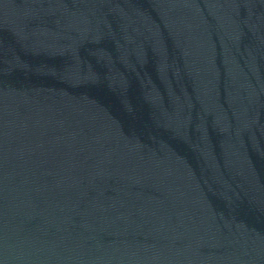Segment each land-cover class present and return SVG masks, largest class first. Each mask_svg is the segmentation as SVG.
Instances as JSON below:
<instances>
[{
  "label": "water",
  "instance_id": "1",
  "mask_svg": "<svg viewBox=\"0 0 264 264\" xmlns=\"http://www.w3.org/2000/svg\"><path fill=\"white\" fill-rule=\"evenodd\" d=\"M0 264H264V0H0Z\"/></svg>",
  "mask_w": 264,
  "mask_h": 264
}]
</instances>
